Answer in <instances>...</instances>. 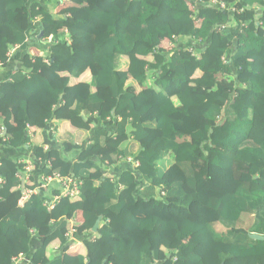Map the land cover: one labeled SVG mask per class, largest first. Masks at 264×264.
<instances>
[{
	"label": "trees",
	"instance_id": "trees-1",
	"mask_svg": "<svg viewBox=\"0 0 264 264\" xmlns=\"http://www.w3.org/2000/svg\"><path fill=\"white\" fill-rule=\"evenodd\" d=\"M222 1L241 15L199 0H66L61 15L0 0V62L16 67L0 83V153L32 154L26 188L54 174L82 184L19 206L23 164L1 156L0 264H264L250 238L264 237V0ZM52 102L69 116L60 134ZM30 128L60 145L33 144Z\"/></svg>",
	"mask_w": 264,
	"mask_h": 264
},
{
	"label": "crops",
	"instance_id": "crops-1",
	"mask_svg": "<svg viewBox=\"0 0 264 264\" xmlns=\"http://www.w3.org/2000/svg\"><path fill=\"white\" fill-rule=\"evenodd\" d=\"M48 1H49L48 2L49 6L51 8H53V10L51 9L53 11V13L61 15V13L59 12L60 10L57 7V6H59L58 1L57 0H48ZM50 4H54L55 7H53ZM33 34H35V33H33ZM38 35H39L38 33L36 35H34V38L32 37V39L30 41V48H31V53L32 54L37 53V51H39L38 49H42V47H41L42 44L39 41L42 37L40 35H39L40 36L39 37ZM60 35L63 37V34L60 33ZM16 49H17V46L11 44L10 45V53H9V55H12ZM15 68L16 67L13 64H9V66L6 67V66H3L2 63L0 62V83H3V82H5V80L9 79L10 75L12 74V72L14 71ZM49 96L50 95L46 91H42L37 98L41 102L44 99H48L49 102H51L52 100H51V98ZM8 99L9 98H6L3 101V103H2V105L0 107V129L2 128V125H1V111L8 106V104H9V100ZM51 105L52 106L49 107V108H50L52 114L56 117L51 124H54V125L58 126L61 129L59 134L61 132H65V131L69 130L68 122L60 120V119H67L69 117L67 112H66V110L63 108L62 105H59V104H57L55 102H52ZM11 111L13 113L11 123L13 125H15L16 124V118H17L18 109H12ZM59 111H61V112L59 113ZM49 132H50V130H48V129L41 130V129H38V128H30L29 134L32 137L31 142L33 144H36V145H39V146H43L44 145L45 149H47L49 147V141H53V142H50V145L51 144H55V143L60 145L59 142H61V141L59 140V137L55 136L57 141H55L53 139L52 140L49 139V137H48ZM53 134H54V132H53ZM20 148H11V149L8 148V149H5V150H3L0 153V157L1 156L9 157V158H11L13 160H16L15 162H17L21 166H22L21 163H23V167L28 165V163H32V164L35 165V161L33 159L32 154H28L27 152H23ZM26 148H28V147H26ZM61 151H62V148H61ZM75 152H63L62 151V155L65 157V159H69L72 162H74V161H76V158H77V155H78V153L76 152L77 153L76 154ZM18 174H20V173L18 172L17 175ZM18 181H19L18 189H20L19 187L22 186V181L19 180V179H18ZM59 192H60V190H59ZM60 193L58 195H55V196H59ZM55 196H53V198ZM24 203H20V201H19V206H23ZM245 215L252 217V222H251V227H252L253 221H254V217L252 215H249V214H244L243 216H245ZM79 222H80V216H77L76 219L74 220L73 225L78 226ZM71 226H72V224H71Z\"/></svg>",
	"mask_w": 264,
	"mask_h": 264
},
{
	"label": "built area",
	"instance_id": "built-area-1",
	"mask_svg": "<svg viewBox=\"0 0 264 264\" xmlns=\"http://www.w3.org/2000/svg\"><path fill=\"white\" fill-rule=\"evenodd\" d=\"M57 1H66V0H57ZM202 2L209 7H215L218 9H222L224 11H228L230 15L234 17V20L236 16H240L242 12L241 4L236 3L235 5L229 4L227 2H224L222 0H199V2ZM230 24L232 26H236L237 24L234 22ZM226 26H223L222 29H225ZM4 132V129H0V135ZM53 132V131H50ZM131 162V161H129ZM23 164V163H21ZM35 165L32 163H28V165L24 166L22 170L19 172L20 174L17 175V178L22 181V184L24 185L20 187L21 191V197H20V203H24L28 201L31 197L38 195L41 190L48 189L50 186H57L60 190V195L55 196L52 200V203H58L62 198H74L80 194L81 191V183H79L76 179L70 178V177H64L59 174H54L49 177H43L40 180V185L36 186L35 189H31L29 187H25L28 183L31 182V171L34 169ZM54 208V205L52 204L51 208ZM75 220V219H74ZM74 220L70 221L72 224L70 231L67 234V237L74 242L73 244L79 245L80 241L75 237L76 228L75 225H73ZM27 261V258L23 255L16 257L13 259L12 264H22L23 262Z\"/></svg>",
	"mask_w": 264,
	"mask_h": 264
},
{
	"label": "water",
	"instance_id": "water-1",
	"mask_svg": "<svg viewBox=\"0 0 264 264\" xmlns=\"http://www.w3.org/2000/svg\"><path fill=\"white\" fill-rule=\"evenodd\" d=\"M41 37H42V34H41ZM101 221H102V217H99V219L97 220V222L94 225V228L92 230L93 233H97L98 232V229L100 227ZM250 238L253 239V240L264 241V237H261V236H259L257 234H250Z\"/></svg>",
	"mask_w": 264,
	"mask_h": 264
},
{
	"label": "rangeland",
	"instance_id": "rangeland-1",
	"mask_svg": "<svg viewBox=\"0 0 264 264\" xmlns=\"http://www.w3.org/2000/svg\"><path fill=\"white\" fill-rule=\"evenodd\" d=\"M69 15H70V14H69ZM192 44H193V43H192ZM147 142L150 143L151 140H148ZM247 222H248V221H247ZM247 226H248V223L245 222V223H244V227L247 228Z\"/></svg>",
	"mask_w": 264,
	"mask_h": 264
},
{
	"label": "clouds",
	"instance_id": "clouds-1",
	"mask_svg": "<svg viewBox=\"0 0 264 264\" xmlns=\"http://www.w3.org/2000/svg\"><path fill=\"white\" fill-rule=\"evenodd\" d=\"M58 3L60 4L61 2L60 1H58ZM58 7V6H57ZM225 59V58H224Z\"/></svg>",
	"mask_w": 264,
	"mask_h": 264
}]
</instances>
